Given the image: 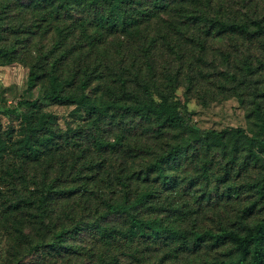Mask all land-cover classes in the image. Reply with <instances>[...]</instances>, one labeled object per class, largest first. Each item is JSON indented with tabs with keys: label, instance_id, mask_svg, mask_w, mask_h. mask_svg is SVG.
<instances>
[{
	"label": "trees",
	"instance_id": "trees-1",
	"mask_svg": "<svg viewBox=\"0 0 264 264\" xmlns=\"http://www.w3.org/2000/svg\"><path fill=\"white\" fill-rule=\"evenodd\" d=\"M50 1L57 5L54 2L58 0H37L42 4ZM8 3L10 0L7 5ZM7 5L5 4L4 8ZM76 5H82L84 11L90 13L95 10L98 23L94 27L107 29L109 32L125 30L127 27L139 24L136 16H143L147 18L144 20L150 23L151 18L164 13L170 17L167 20L168 30L177 39L182 37L184 32L195 33L199 39L201 36L220 37L234 34L264 36L263 20H230L222 14L221 7L213 6L210 0L205 2L201 0H61L56 13H59L60 9L71 12L76 9ZM51 17L52 12L36 21L33 27L42 28ZM2 26L0 25V28ZM14 28L15 26L11 27ZM69 30L56 32L53 48L46 53L45 59L48 60L49 56L51 58L55 53L58 55L51 59L47 71H42L43 68L38 63L30 66L27 82L29 92L37 87L38 81L43 77L48 78L49 88L40 98L31 101L21 99L17 103V108L5 110L6 113L20 118L25 126V135L16 143L10 141V136H7L6 140L0 137V187L9 188L16 196L15 181H21V187L27 185L21 171L22 161L31 156L37 157L43 150H49L56 143V132L51 127L50 115L17 114L18 108L22 106L36 110L40 99L57 105L73 106L76 112L81 114V118L86 116L109 119L116 125H119L125 116H130L135 122L149 124L151 126L149 133L151 131L157 135L159 141L163 142L167 135L172 137L163 142L150 160L145 161L140 167L141 163L132 166L126 161L129 156L126 151L131 150V147L129 144L126 146L123 144V130L122 133L116 134L113 141L93 136L92 142L98 158L95 160L91 158L81 164L74 161L71 172L75 170V178L71 183L65 184L66 176L62 185L58 184V178L51 179L49 183L45 182V178L42 190L35 200L24 196L9 199L0 188V202L2 198L5 200L0 203V220L10 222V218L15 216L16 212L21 211L22 208H31L32 205L43 208L54 199H75L79 206H85L86 211L93 213L94 217L72 221L69 225H96L92 230L103 240V245L108 246L111 242L119 246L123 245L122 247L129 251L126 256L138 262L140 261L135 255L162 250L163 260L172 264H264V211L262 217L252 225H239L238 228L231 225L236 218L241 219L251 213L256 207V200L261 201L264 198V177L246 183L247 192L254 191L256 197L255 200L241 206L234 220L226 219L224 222H218L215 227H206L199 226L196 219L191 222L190 216L198 214L199 205L210 194L218 195L219 200H229L231 196L242 193L244 187L233 181L231 172L237 166L240 153L242 154L240 168L243 170L249 163L256 165L263 162L264 113L259 109L255 111L258 132L252 135L239 128L219 132L195 128L181 115L176 103L165 96H161L159 101H155L150 96L152 87L144 80V72L151 80L156 77L153 58L146 62L144 71L132 70L131 66L122 68L118 73L108 68L100 69L101 62L92 64L87 62L85 45L80 43L75 46L68 41L75 38L74 32ZM21 31L22 29L15 33ZM98 35L102 43L105 35L97 33L87 36L89 49H94L100 44L96 43ZM29 40L30 36L24 34L15 38L13 43H8L1 34L0 66L12 64L16 60L17 48ZM196 44L201 50L204 49L201 40L196 41ZM166 45L175 54L181 51L179 47L169 43ZM68 59H72L75 69L70 71V78H65L61 65ZM108 80L111 81L112 86L108 84ZM76 81L77 89L72 91L71 88ZM93 83H96V90H100L99 93L96 91L97 94L94 96L90 93ZM168 88L173 91L174 85L171 83ZM132 89L139 90L143 99L133 103L122 99L133 97ZM114 91L123 97H118ZM103 95L112 99L105 100ZM72 141H76L74 136H69L67 143ZM15 145L18 147H13ZM226 149H229V153ZM216 150L220 153L227 151V159L221 170L211 171L212 161L208 156ZM9 154L16 155L19 160L18 169H12L11 172L4 170L5 160ZM245 154L244 159L242 156ZM98 164H102L103 174H99ZM138 166L140 169L136 170ZM187 166L197 167L196 173L187 177L178 175ZM83 170H86L87 174H83ZM93 171L98 175L92 176ZM72 182H77V186L72 185ZM91 184L92 189L87 188ZM106 189L112 197L103 198L97 206L90 204V199L95 197L94 192L100 196ZM188 199H191V211ZM168 214L173 218L167 216ZM111 216L123 218L125 227L116 229L101 226L107 225L106 219ZM27 220L25 217H18L12 225L3 226L8 227L9 234L12 232L23 234L25 229L23 225H26ZM72 232V227H63L52 234L50 241L39 244L41 247L73 252V247L64 240V237ZM202 249L213 252L224 250L225 254L222 258L212 257L191 263L188 261L179 263V259L188 260L187 257ZM101 262L104 263V260ZM105 264H120L118 256L108 257V262Z\"/></svg>",
	"mask_w": 264,
	"mask_h": 264
},
{
	"label": "rangeland",
	"instance_id": "rangeland-1",
	"mask_svg": "<svg viewBox=\"0 0 264 264\" xmlns=\"http://www.w3.org/2000/svg\"><path fill=\"white\" fill-rule=\"evenodd\" d=\"M200 1V0H197ZM206 0H201L205 2ZM0 0V35L8 43H13L15 38L24 34L30 36V40L17 48L16 60L6 66H0V137L4 140L11 137L12 143L20 141L25 135V126L19 117L5 112L6 109L17 108V103L23 99L31 101L42 96L49 88L47 77H43L37 83V87L31 92L28 89V76L30 66L38 63L43 70L50 67L51 59L55 53L45 59L46 53L53 48V40L58 30L70 29L75 38L69 39L73 45H85L87 62H101L100 69H112L118 73L124 67L132 70H146V62L154 59L156 77L151 80L144 72L145 81L152 87L150 96L159 101L165 96L177 104L178 110L187 122L195 128L203 131H222L225 129L239 128L249 135L258 132L256 112L259 109L264 113V36L251 35H225V36H201L197 34L182 33L177 37L170 33L167 20L170 17L164 13L151 18L150 23L143 16L138 17L139 24L127 27L125 30L111 31L99 29L97 26V13L95 10L84 11L82 5H76V9L69 12L56 9L61 0L52 4L38 3L37 0ZM213 6H220L225 18L235 21L259 19L264 21V0H210ZM5 4L7 5L6 8ZM101 14L102 11L99 10ZM52 12L51 19L43 24L42 28L33 26L40 18L46 17ZM54 12V13H53ZM137 19V18H135ZM15 26L14 29H11ZM21 32L15 33V31ZM49 30L48 32H46ZM31 33H34L31 35ZM105 35L100 43V35L96 38L100 43L89 49L87 36L93 34ZM172 34V35H171ZM203 42L201 50L196 41ZM167 43L179 47L177 54L172 52ZM62 74L70 78V71L75 69L72 59L61 65ZM109 75V74H107ZM79 77V76H78ZM112 86L111 81H107ZM171 83L174 90L168 88ZM78 82L71 90L77 89ZM155 87V88H154ZM70 89V88H69ZM132 96L123 97L114 91L118 97L133 103L142 100L139 90L132 89ZM100 90H96V83L91 86L90 93L94 96ZM104 96V95H103ZM105 100L112 97L104 96ZM114 99V97H113ZM46 113L50 115L51 127L56 132V143L49 150H43L37 157L31 156L22 161L23 176L27 181L26 187H21V181L16 180V196L9 188L2 189L9 199L17 196L29 197L32 200L42 190L44 179L47 183L53 178H58L59 185L71 183L75 178V170L71 172L74 161L78 164L88 160L97 159L98 154L93 145V136H100L113 141L117 133L123 130L126 146L131 150L126 161L132 166L150 160L151 156L168 141L171 135H167L163 142L158 140L157 135L150 131L149 124L135 122L130 116L116 125L109 119H97L94 117H80V113L73 106L57 105L53 102L40 99L36 110L22 106L17 114ZM72 130V132H70ZM69 136H74L76 141L67 143ZM177 136V132H176ZM61 137V138H60ZM172 137V136H171ZM75 143V144H74ZM13 147H18L15 145ZM229 153V149H226ZM227 151H214L208 156L211 163V171L221 170L227 159ZM135 155V156H133ZM241 153L238 155L237 166L231 172L233 181L244 188L238 196L231 199L219 200L218 195L210 194L199 205L198 214H191V222L197 220L199 226L215 227L218 222L226 219L234 220L242 205L255 200L254 191L247 192L246 183L260 180L264 177V160L254 165L249 163L246 169L240 168ZM246 154L242 156L245 159ZM4 170L18 169L19 160L16 155L9 154L5 160ZM102 165V164H101ZM100 164V173L104 168ZM63 166V167H62ZM104 166V165H103ZM140 167H136L139 170ZM197 168V167H196ZM196 168L187 166L178 173L181 177H187L196 173ZM107 170V169H106ZM107 172V171H106ZM61 174V176H60ZM83 174H87L83 170ZM92 176L98 175L93 171ZM73 183V182H72ZM79 183V182H78ZM72 185L77 186V182ZM92 189V184L89 187ZM19 193V194H18ZM102 195V196H101ZM90 199V204L97 206L103 198L112 197L107 189ZM104 195V196H103ZM186 198H189L185 195ZM194 197V196H193ZM192 197V198H193ZM96 198V199H95ZM85 200V198H84ZM98 200V202H96ZM189 209L191 208V199ZM5 200L2 198L1 202ZM255 209L241 219L232 222L234 228L239 225H252L256 223L264 211V198L256 200ZM101 210V209H100ZM191 211V209H190ZM167 216L172 217L168 214ZM18 217L27 218L22 232L9 234L8 227ZM94 214L86 211L85 206H79L75 199H54L43 208H22L10 218V222L0 220V264H105L108 257L118 256L120 264H172L162 258L160 252L148 251L135 255L138 261L126 254L129 252L123 245L109 243L103 245V240L92 230L96 225H69L72 221L91 219ZM106 228H124L123 218L111 216L106 219ZM63 227H72L73 232L64 237L65 243L73 247V252L52 249L47 246L41 247L43 241H50L54 232ZM225 254L224 250L215 252L202 249L187 257L188 260L179 259V263L192 262L195 260L220 257ZM104 260V263L101 261Z\"/></svg>",
	"mask_w": 264,
	"mask_h": 264
}]
</instances>
